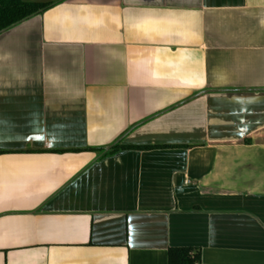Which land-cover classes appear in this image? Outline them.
Masks as SVG:
<instances>
[{"label": "crops", "instance_id": "obj_1", "mask_svg": "<svg viewBox=\"0 0 264 264\" xmlns=\"http://www.w3.org/2000/svg\"><path fill=\"white\" fill-rule=\"evenodd\" d=\"M177 246L264 264V0H64L1 32L0 264Z\"/></svg>", "mask_w": 264, "mask_h": 264}, {"label": "trees", "instance_id": "obj_2", "mask_svg": "<svg viewBox=\"0 0 264 264\" xmlns=\"http://www.w3.org/2000/svg\"><path fill=\"white\" fill-rule=\"evenodd\" d=\"M62 1L64 0H0V33ZM152 148L157 147L115 144L109 152H116L120 149ZM198 260L199 251L194 247L177 246L168 249V264H193Z\"/></svg>", "mask_w": 264, "mask_h": 264}, {"label": "built area", "instance_id": "obj_3", "mask_svg": "<svg viewBox=\"0 0 264 264\" xmlns=\"http://www.w3.org/2000/svg\"><path fill=\"white\" fill-rule=\"evenodd\" d=\"M193 264H198L197 262H194Z\"/></svg>", "mask_w": 264, "mask_h": 264}, {"label": "rangeland", "instance_id": "obj_4", "mask_svg": "<svg viewBox=\"0 0 264 264\" xmlns=\"http://www.w3.org/2000/svg\"><path fill=\"white\" fill-rule=\"evenodd\" d=\"M38 1H45V0H38Z\"/></svg>", "mask_w": 264, "mask_h": 264}]
</instances>
